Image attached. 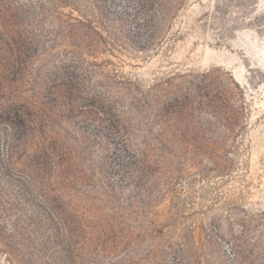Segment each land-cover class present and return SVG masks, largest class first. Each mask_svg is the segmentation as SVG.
<instances>
[{
  "label": "rangeland",
  "instance_id": "rangeland-1",
  "mask_svg": "<svg viewBox=\"0 0 264 264\" xmlns=\"http://www.w3.org/2000/svg\"><path fill=\"white\" fill-rule=\"evenodd\" d=\"M0 264H264V0H0Z\"/></svg>",
  "mask_w": 264,
  "mask_h": 264
}]
</instances>
